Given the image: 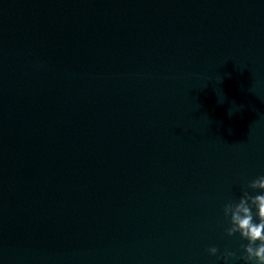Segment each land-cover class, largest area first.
<instances>
[{
	"label": "water",
	"instance_id": "obj_1",
	"mask_svg": "<svg viewBox=\"0 0 264 264\" xmlns=\"http://www.w3.org/2000/svg\"><path fill=\"white\" fill-rule=\"evenodd\" d=\"M259 176L264 0H0V264L238 258Z\"/></svg>",
	"mask_w": 264,
	"mask_h": 264
},
{
	"label": "clouds",
	"instance_id": "obj_2",
	"mask_svg": "<svg viewBox=\"0 0 264 264\" xmlns=\"http://www.w3.org/2000/svg\"><path fill=\"white\" fill-rule=\"evenodd\" d=\"M222 213L227 222L224 234L229 238L238 235L245 242L240 248L242 255L237 258L227 249L220 253L217 247L208 248V255L215 257L217 264H231L237 259L242 264H264V176L242 189L238 201L224 204Z\"/></svg>",
	"mask_w": 264,
	"mask_h": 264
}]
</instances>
